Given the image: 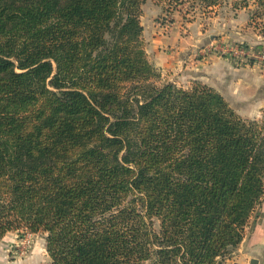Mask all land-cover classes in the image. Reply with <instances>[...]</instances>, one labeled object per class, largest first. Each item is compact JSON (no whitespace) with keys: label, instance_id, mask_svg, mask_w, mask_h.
Listing matches in <instances>:
<instances>
[{"label":"trees","instance_id":"obj_1","mask_svg":"<svg viewBox=\"0 0 264 264\" xmlns=\"http://www.w3.org/2000/svg\"><path fill=\"white\" fill-rule=\"evenodd\" d=\"M145 2L0 0V240L46 233L42 264H223L262 202L264 117L166 78Z\"/></svg>","mask_w":264,"mask_h":264},{"label":"rangeland","instance_id":"obj_2","mask_svg":"<svg viewBox=\"0 0 264 264\" xmlns=\"http://www.w3.org/2000/svg\"><path fill=\"white\" fill-rule=\"evenodd\" d=\"M147 2V6L142 5V24L153 26L157 34H166L170 32L171 27L175 28L177 44L181 45L180 48H184L181 53L182 50L177 45L172 46V43H168L167 47L163 46V51L168 54L176 55L178 51V54L182 56L181 61L175 67L156 66L166 78L178 85L188 87L195 82L206 84L193 78L186 71L191 55L195 60L212 53L227 55L229 49L236 45L246 47L249 52L250 56L246 62H243L244 64L255 63L264 66V12H259L257 17H253L249 8H233L234 0H222V4L212 12H202L198 8H192L188 0L177 7H170L167 1L163 0ZM251 6L255 8L254 5ZM209 34L214 35L213 40L210 39ZM181 37H188L187 40L191 38L192 41L191 43L185 42L186 40L181 42ZM143 41L145 45L144 36ZM185 49L186 56H184ZM148 56L155 63L151 56ZM263 117L264 110H261L257 116L250 118ZM46 235L44 232H30L25 229L8 232L5 238L11 240L12 244L7 248L0 247V264L48 262L50 255L46 246Z\"/></svg>","mask_w":264,"mask_h":264},{"label":"crops","instance_id":"obj_3","mask_svg":"<svg viewBox=\"0 0 264 264\" xmlns=\"http://www.w3.org/2000/svg\"><path fill=\"white\" fill-rule=\"evenodd\" d=\"M147 1L144 7L147 6ZM209 35L213 40L214 35ZM143 36L147 53L155 61L156 66L175 67L180 63L182 56L178 54V51L176 55L163 51L168 43H172L174 47L175 45L181 47L177 44L175 28L171 27L169 33L157 34L153 26L143 25ZM187 38L181 37L180 41L186 40L185 42L191 43V38L189 40ZM180 49L182 53L184 48ZM184 52L186 56L187 50L185 49ZM193 57L190 56L189 65L186 67V71L193 78L219 91L241 116L250 118L260 113L261 108L264 107V66L255 63L238 64L229 55L215 53L196 60ZM5 236L0 240L2 248L12 244L11 240H7ZM223 264H264V196L251 218L240 245Z\"/></svg>","mask_w":264,"mask_h":264},{"label":"built area","instance_id":"obj_4","mask_svg":"<svg viewBox=\"0 0 264 264\" xmlns=\"http://www.w3.org/2000/svg\"><path fill=\"white\" fill-rule=\"evenodd\" d=\"M238 64L246 62L248 60L249 52L246 47L236 45L229 49L228 54Z\"/></svg>","mask_w":264,"mask_h":264}]
</instances>
